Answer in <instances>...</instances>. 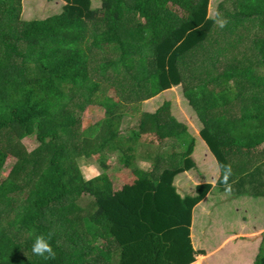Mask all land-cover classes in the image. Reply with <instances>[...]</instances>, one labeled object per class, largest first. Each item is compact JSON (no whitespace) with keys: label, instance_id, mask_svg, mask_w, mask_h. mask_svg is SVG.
Returning <instances> with one entry per match:
<instances>
[{"label":"trees","instance_id":"16d2710c","mask_svg":"<svg viewBox=\"0 0 264 264\" xmlns=\"http://www.w3.org/2000/svg\"><path fill=\"white\" fill-rule=\"evenodd\" d=\"M24 1L0 0V264H195L200 203L215 189L264 196V101L252 91L264 87V0H227L215 16L211 0H102L100 10L61 0L60 15L32 21L21 20ZM176 86L218 165L231 164L230 191L221 173L216 187L178 193L176 179L198 168L197 141L170 101L141 110ZM98 94L106 116L83 129ZM146 134L161 147L150 170L135 165ZM93 157L101 171L87 179L81 160ZM125 169L135 179L115 189L109 172ZM49 232L52 260L32 252Z\"/></svg>","mask_w":264,"mask_h":264},{"label":"rangeland","instance_id":"374dc122","mask_svg":"<svg viewBox=\"0 0 264 264\" xmlns=\"http://www.w3.org/2000/svg\"><path fill=\"white\" fill-rule=\"evenodd\" d=\"M46 1V3H45ZM93 9L100 10L102 8V0H92ZM227 2V0H211L210 6V15L215 16L217 13H220L221 4ZM55 3L57 5H55ZM55 3L48 0H26L23 3V11L21 20L23 21H32V20H44L45 18L58 16L62 13L61 7L64 5V2L61 0H56ZM168 7L175 11L179 16L186 17L188 13L177 7L176 5L169 4ZM27 11V12H26ZM43 15V16H42ZM48 16V17H47ZM108 96L113 97L115 100H118L116 92L114 89L110 88ZM184 88L182 86H176L172 91L165 92L160 96L154 98L153 100L143 103L141 110L145 112H155L161 108L166 101L172 103V112L177 116L182 122L186 123L190 127L192 136L197 141V149L194 155V159L198 164L196 171L191 173L192 177L196 179L200 184H213V173L217 178V174H220L219 165L216 158L210 152L207 144L199 135L202 129V125L197 118L196 113L190 108L188 101L184 98L183 95ZM235 89H233L232 95L236 94ZM102 95V94H101ZM97 95L94 98V103L86 110L82 118V128L87 129L93 126L98 121L102 120L106 116V109L101 106L103 96ZM125 127H128L127 122L125 121ZM25 144L29 150H32L36 145L33 140H26ZM159 142L156 139L154 134H146L142 136V139L138 143L137 157L135 165L144 170H150L155 163L156 155L160 152ZM15 164L14 160H9L5 165L2 173L4 176H8ZM81 169L84 176L87 179L93 178L99 175L101 169L97 161V157L91 159H82L81 160ZM109 176L113 182L115 189H120L124 184L131 183L135 176L129 169L125 170H112L109 172ZM186 175H181L178 177V180L186 179ZM219 178V177H218ZM218 180V179H217ZM216 180V181H217ZM176 181V183H177ZM185 183V180L182 182ZM180 185V184H179ZM185 190L188 192L195 191L194 186H185ZM214 196L221 195L219 190L214 192ZM219 199H212L207 203V208H209V215L204 218L205 229L210 234L206 235L208 241V246H205L203 250L204 253L214 247L218 246L223 242L227 237L236 232H241L242 230L252 231L264 226V198H257L251 195L244 196H233L232 193L226 195H221ZM221 200L223 203L219 202ZM80 205H82L87 210H92V202L88 198L81 200ZM201 210V209H200ZM207 223H210V227L207 226ZM197 227H195V230ZM201 233L203 230L201 229ZM197 235V234H196ZM203 235V234H202ZM264 241V237H262ZM250 241L242 242L241 244L234 243L228 249L224 251L215 253L212 259H210L205 264H229L231 262V249L233 247H239V252L244 253L246 250H254L253 244H250ZM263 244V243H262ZM237 245V246H236ZM202 252V251H201ZM260 255V254H258Z\"/></svg>","mask_w":264,"mask_h":264},{"label":"crops","instance_id":"0c3cea01","mask_svg":"<svg viewBox=\"0 0 264 264\" xmlns=\"http://www.w3.org/2000/svg\"><path fill=\"white\" fill-rule=\"evenodd\" d=\"M48 1L50 3H51V1H53L55 3L56 0H48ZM45 3H46V1H45ZM55 5H57V4L55 3ZM63 6L64 5H62V7H61V11H62ZM23 13H24V11H23ZM45 19H47V18H45ZM262 72H263V69L261 70V73ZM171 91H172V89H171ZM235 91H236V89H235ZM252 91H254V94L256 95V97H254V99H256V100H254V105L256 104L257 101H258V104H260L261 101L262 102L264 101V98L262 97L264 95V87L262 85H258V88H256V86H255V89L252 90ZM232 92H233V90H232ZM236 96H237V94H235L234 96L232 95L233 98H235ZM153 99H151V100H153ZM148 101H150V100H148ZM148 101H146L144 103H147ZM189 106H190V108H192L190 104H189ZM258 108H260V105H259ZM262 110L264 112V106L262 107ZM193 111H194V109H193ZM151 113H154V112H151ZM197 118L199 119L198 116H197ZM253 121H254V119L248 120V129H250V126L253 125ZM200 133H201V131H200ZM260 149L264 151V144L261 146ZM259 156L257 154V158L253 160V164L254 165H257V163L259 162V159H260ZM262 158H263V162H264V155H263ZM197 166H198V164H197ZM193 172H190V173H187V174H183V175L187 176L186 179H183V181L185 180L184 184L182 183L183 181L180 183L181 180L177 181L178 178L176 179L177 183L175 181V187L177 188L178 193L182 197L193 196L194 194H196V190H197V188L199 186L207 185V184H200V182H198L196 179H194L192 177V175H191V173H193ZM212 174H213V180H214L213 183L215 184L214 187H216L217 183H218V181H219V179L221 177V171H220V174H217V178L215 177V179H214V176L216 174V170H215V173L212 172ZM187 184L189 186H194L195 187V191H193L191 193V192H188L187 190H185V186L187 187ZM211 185H213V184H211ZM216 190L217 189H215L206 198V200L203 201L202 203H200L193 211V222H192V228H191V238H192L193 247H194L195 251L198 253L197 261H196L195 264H205L206 262H208L210 259L213 258L212 255H214L215 253L218 254V252H221V251H224L225 249H228L234 243L241 244L242 242L246 243L247 241H250L251 242L250 244H253L252 246H253L254 250H246L243 254L240 253V255H236L239 252V250H240L239 247L236 245L237 247H233L235 249H231V252H232L231 256H234V257L230 258L231 262L229 264H255L257 262V260H258V257H259L258 254H260L261 248H262V243H263L262 237H264V226L260 227V228H258L256 230H253V232L252 231H247L246 232L245 230H242L241 232L233 233L229 237H227L223 242H221L218 246H216L213 249L207 251V253L206 252L204 253L203 250L210 249V248H205V246L209 247L208 246V241L209 240L207 239L206 235L210 236V234L205 229V222H204V218L209 215V208L206 207L207 203L209 201H211L212 199H216V201H217V199L222 197L221 195L228 194V193L220 192L221 195L214 196V194H215L214 192H216ZM234 196L232 194V197H234ZM238 197H240V196H238ZM262 197L264 198V196L257 197V198H262ZM223 201L225 202V200H221L219 202L223 203ZM207 226L210 227V223H207ZM195 227H197L196 230H195ZM201 229L203 230V233H201ZM224 264H226V263H224Z\"/></svg>","mask_w":264,"mask_h":264},{"label":"clouds","instance_id":"9594fccd","mask_svg":"<svg viewBox=\"0 0 264 264\" xmlns=\"http://www.w3.org/2000/svg\"><path fill=\"white\" fill-rule=\"evenodd\" d=\"M219 27L223 28L227 25L226 20L218 21ZM219 170L222 173L221 183L224 185L226 191L231 190V185L229 184V180L233 175V169L231 164H221L219 165ZM213 187L215 184L213 183ZM52 236L53 233L49 232L46 235L40 234L35 237V240L32 245V252L39 257H43L47 260L55 259L56 253L52 246Z\"/></svg>","mask_w":264,"mask_h":264}]
</instances>
